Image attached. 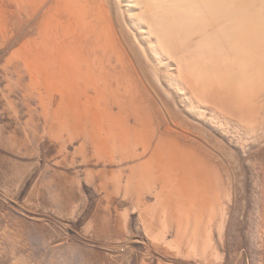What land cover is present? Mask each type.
I'll list each match as a JSON object with an SVG mask.
<instances>
[{"label": "bare ground", "instance_id": "bare-ground-1", "mask_svg": "<svg viewBox=\"0 0 264 264\" xmlns=\"http://www.w3.org/2000/svg\"><path fill=\"white\" fill-rule=\"evenodd\" d=\"M0 20V46L23 37L5 66L37 103L43 132L67 143L82 136L79 152L90 149L103 162L145 156L129 168L126 187L159 183L160 204H181L174 206L179 228L191 222L201 231L216 217L220 168L171 111L170 78L159 71L174 63L177 84L214 111L256 114L264 0H0Z\"/></svg>", "mask_w": 264, "mask_h": 264}, {"label": "rangeland", "instance_id": "rangeland-1", "mask_svg": "<svg viewBox=\"0 0 264 264\" xmlns=\"http://www.w3.org/2000/svg\"><path fill=\"white\" fill-rule=\"evenodd\" d=\"M22 41L15 35L0 46V264H264V93L253 98L254 121L247 113L252 126L183 91L174 63L160 67L171 111L222 174L216 217L201 231L189 221L179 228L181 204H160L159 183L145 193L126 187L129 168L145 156L103 162L79 152L82 136L67 143L43 132L37 103L5 66ZM159 113L166 123L169 112Z\"/></svg>", "mask_w": 264, "mask_h": 264}]
</instances>
